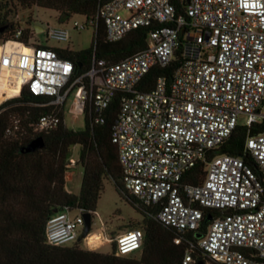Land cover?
<instances>
[{"label": "built area", "instance_id": "2783aa9c", "mask_svg": "<svg viewBox=\"0 0 264 264\" xmlns=\"http://www.w3.org/2000/svg\"><path fill=\"white\" fill-rule=\"evenodd\" d=\"M182 1L183 16L171 0H97L95 15L81 16L72 30L90 27L94 34L99 22L106 41L116 42L131 30L148 28L146 47L117 63L93 58L88 72L70 83L72 63L53 47L20 41L17 29L0 49L4 53L7 44H16L25 54L16 58L17 68L0 56V76L8 70L9 84L21 80L20 91L26 87L35 97L50 98L53 109L38 117L35 133L57 127L68 96L70 117H83L87 110L94 124L103 123L104 111L118 96L109 140L134 207L149 209V217L177 233L198 230L202 209L211 210L206 233L196 244L205 264H264V129L247 133L243 157L215 156L199 185L182 182L236 126L249 129L264 122V0ZM68 35L63 27L44 31L47 41L57 43L68 42ZM176 51L171 79L159 76L151 89L139 91L149 70L167 66ZM238 115L245 116L243 124L237 123ZM73 164L70 159L68 168ZM83 213L63 210L51 216L46 243L76 242ZM142 236L132 229L102 241L112 242L114 256L123 257L140 248ZM181 241L173 240L176 245ZM186 245L182 264H194L195 247L187 240Z\"/></svg>", "mask_w": 264, "mask_h": 264}, {"label": "trees", "instance_id": "16d2710c", "mask_svg": "<svg viewBox=\"0 0 264 264\" xmlns=\"http://www.w3.org/2000/svg\"><path fill=\"white\" fill-rule=\"evenodd\" d=\"M12 2L24 9L36 7L54 11L58 14L57 20L63 23L72 16L92 18L97 0H0V42L12 40L19 29L18 24L6 18ZM171 3L176 14L183 16V1L171 0ZM148 31V28H137L116 42H107L103 27L98 22L89 48L78 52L59 48L53 50L72 63L74 71L70 83L88 72L93 58L117 63L143 50ZM21 33L20 41L26 43L31 40L27 27L21 29ZM178 58L179 51H176L167 66L152 67L137 89L148 91L159 76L171 79ZM19 92L18 96L0 104V264H182L187 249L186 240L195 247L192 251L194 264H205V258L196 244L204 237L209 225L207 218L214 214L213 211L202 209L198 230L177 233L149 217V209L135 208V199L124 191L115 147L109 140V129L118 112V96L104 111L102 124H94L93 116L86 110L82 129H70L63 123V105L58 112L60 122L57 127L35 133L33 128L38 117L53 109L48 105L51 100L31 95L26 87ZM263 129L264 122L249 129L236 126L227 139L207 153L205 162H198L183 175L182 182L190 186L199 185L205 175L206 163L215 156L243 157L247 133L257 134ZM36 136L42 137L43 149L30 154L20 153L19 149ZM73 146L79 147L76 162L81 168L77 194L67 191L64 180ZM244 159L249 161L247 156ZM104 179H109L117 193L141 215L140 221L126 227V230L138 229L142 232L140 248L127 256L116 257L112 242L110 254L82 249L79 247L81 242L77 241L63 246L48 245L44 230L47 220L55 214L53 212L84 211L92 215ZM155 211L152 210L153 213ZM115 235H111V239ZM176 237L182 238L178 245L173 242Z\"/></svg>", "mask_w": 264, "mask_h": 264}, {"label": "rangeland", "instance_id": "374dc122", "mask_svg": "<svg viewBox=\"0 0 264 264\" xmlns=\"http://www.w3.org/2000/svg\"><path fill=\"white\" fill-rule=\"evenodd\" d=\"M8 1V0H2ZM11 11L7 14L8 21L18 24L19 29L25 27L28 28L31 36V41L45 44L48 47L68 49L73 52H78L89 48L93 42V30L88 27L82 31H74L71 29V24L74 21L82 22L81 16H72L67 22L60 23L57 20L58 14L51 10L40 9L31 7L24 9L18 4L12 2ZM122 16H126L125 12L121 11ZM33 26L42 29V32H35ZM46 26L49 27H63L69 30V40L66 43H57L54 41L46 40L44 37V31ZM25 54L21 52V47L16 44H7L5 50L0 49V56L7 63L12 59V66L17 68L16 58ZM8 70L0 76V104L9 98L18 96L20 94L21 80H18L15 84H9ZM71 101V96H68L64 103L63 123L66 127L73 130H80L83 127V117H78L73 120L66 112L67 107ZM56 111V110H55ZM261 113H264V108L261 109ZM245 116L238 115L237 123L243 124ZM79 147L73 146L71 148L74 164L68 168L64 174L65 186L67 191L73 194H77L80 188L81 182V168L77 164V153ZM74 212H72L73 214ZM141 215L137 210L127 202V200L121 197L115 190L112 182L109 179L102 181V191L96 202L95 211L90 216L89 232L81 241L80 248L98 251L104 254L111 253V244L109 242L102 241L103 238L109 240L111 235L119 234L126 231V228L130 223L140 221ZM103 237V238H102ZM100 245V246H99ZM99 246V247H97ZM97 247V248H95ZM93 248V249H92Z\"/></svg>", "mask_w": 264, "mask_h": 264}, {"label": "water", "instance_id": "95a60500", "mask_svg": "<svg viewBox=\"0 0 264 264\" xmlns=\"http://www.w3.org/2000/svg\"><path fill=\"white\" fill-rule=\"evenodd\" d=\"M35 32H41V28L34 27L33 28ZM44 147V142L41 136H36L32 140H30L25 146L21 147L19 149L20 153H25V154H30L35 151L41 150ZM53 213H57V211H54ZM83 228L80 233V235L77 238V242H81L85 236L89 232V227H90V214L89 213H83ZM210 218H207V221H209Z\"/></svg>", "mask_w": 264, "mask_h": 264}, {"label": "crops", "instance_id": "0c3cea01", "mask_svg": "<svg viewBox=\"0 0 264 264\" xmlns=\"http://www.w3.org/2000/svg\"><path fill=\"white\" fill-rule=\"evenodd\" d=\"M34 27H36V26H33V28H34ZM66 189H67V188H66ZM68 192H70V191H68ZM99 246H100V245H99ZM99 246H97V247H99ZM97 247H95V248H97ZM92 249H93V248H92Z\"/></svg>", "mask_w": 264, "mask_h": 264}, {"label": "flooded vegetation", "instance_id": "af4514ba", "mask_svg": "<svg viewBox=\"0 0 264 264\" xmlns=\"http://www.w3.org/2000/svg\"><path fill=\"white\" fill-rule=\"evenodd\" d=\"M82 230H80V233H81Z\"/></svg>", "mask_w": 264, "mask_h": 264}, {"label": "bare ground", "instance_id": "6f19581e", "mask_svg": "<svg viewBox=\"0 0 264 264\" xmlns=\"http://www.w3.org/2000/svg\"><path fill=\"white\" fill-rule=\"evenodd\" d=\"M21 82H23V81H21ZM86 238V237H85Z\"/></svg>", "mask_w": 264, "mask_h": 264}]
</instances>
